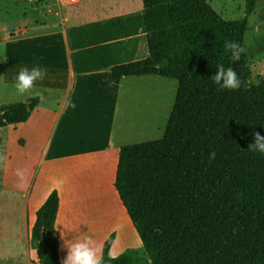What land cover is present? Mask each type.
I'll return each mask as SVG.
<instances>
[{"label":"trees","instance_id":"obj_1","mask_svg":"<svg viewBox=\"0 0 264 264\" xmlns=\"http://www.w3.org/2000/svg\"><path fill=\"white\" fill-rule=\"evenodd\" d=\"M39 5L41 0H32ZM143 13L69 31L74 73L110 69L115 84L154 76L177 81V93L159 140L121 148L115 188L142 242L106 264H264V156L248 150L264 135V87L252 83L248 56L230 60L224 41L245 48L257 0L244 17L228 20L206 0H142ZM148 57L134 61L139 35ZM127 41V42H125ZM130 53L122 56V49ZM217 65L242 81L219 91ZM40 99L0 106V129L29 120ZM216 158L209 160L210 152ZM59 194L37 213L31 242L40 264H61L55 223Z\"/></svg>","mask_w":264,"mask_h":264},{"label":"crops","instance_id":"obj_2","mask_svg":"<svg viewBox=\"0 0 264 264\" xmlns=\"http://www.w3.org/2000/svg\"><path fill=\"white\" fill-rule=\"evenodd\" d=\"M76 6L41 0L13 24L0 25V106L40 99L27 122L0 129L2 264H40L31 234L38 211L53 191L59 194L55 229L60 261L68 255V243L86 236L103 252L114 235L110 251L115 258L142 249L115 181L121 148L132 144V136L146 137L158 128L157 113L158 109L162 113L164 96L154 87L157 80L153 78L159 77L115 84L110 69L75 74L69 31L141 15L143 1L79 0ZM135 40L134 61L146 59L145 35ZM121 52L129 54L130 47ZM37 66L46 70L44 80L37 82L31 94L16 95L11 85L20 68ZM256 67L259 72L254 81L251 71L252 83L261 88L264 58Z\"/></svg>","mask_w":264,"mask_h":264},{"label":"clouds","instance_id":"obj_3","mask_svg":"<svg viewBox=\"0 0 264 264\" xmlns=\"http://www.w3.org/2000/svg\"><path fill=\"white\" fill-rule=\"evenodd\" d=\"M255 34H264V21H257L250 25ZM223 48L226 53H230V60L233 63L241 60L242 54L246 49L241 44L225 40ZM215 74L211 77V81L217 86V89L223 91H236L242 86V81L232 67L225 68L223 65H217ZM46 70L40 67H21L17 73L11 87L15 94L24 96L31 94L35 89L37 82L44 80ZM39 94V93H37ZM254 142L250 143L248 150L260 156H264V135L259 132L253 134ZM216 158V152L212 151L208 155L209 160ZM68 255L61 261V264H106L102 253V246L97 245L90 237H84L83 241L78 240L75 243L67 244ZM109 261L114 259L111 251L108 253Z\"/></svg>","mask_w":264,"mask_h":264},{"label":"rangeland","instance_id":"obj_4","mask_svg":"<svg viewBox=\"0 0 264 264\" xmlns=\"http://www.w3.org/2000/svg\"><path fill=\"white\" fill-rule=\"evenodd\" d=\"M213 9L224 16L228 20H240L244 17L245 0H207ZM264 0H260L256 15H253L250 20L249 30L246 33L245 38V53L248 56V63L253 72V80H256L258 63L264 58V34L255 35L252 30L251 24H255L257 21H264ZM34 1L27 0H0V18H9L10 21L2 22L0 25L13 24L15 20L21 18L22 13L26 12L31 7H35ZM77 7V6H76ZM14 18L11 20L10 17ZM1 20V19H0ZM14 21V22H13ZM145 44V43H144ZM261 65V64H260ZM157 80V84L154 87L158 91H162L164 96V103L162 113L158 109V128L156 131L149 133L146 137L132 136V144H140L148 141L159 140L163 137L165 132L166 122L172 111L173 104L177 93V81L168 80L163 78H153ZM162 118V121H161ZM139 253L142 257H145L144 252L139 248ZM2 264V263H0Z\"/></svg>","mask_w":264,"mask_h":264},{"label":"built area","instance_id":"obj_5","mask_svg":"<svg viewBox=\"0 0 264 264\" xmlns=\"http://www.w3.org/2000/svg\"><path fill=\"white\" fill-rule=\"evenodd\" d=\"M58 1L66 4L67 6H76L79 4V0H58Z\"/></svg>","mask_w":264,"mask_h":264}]
</instances>
